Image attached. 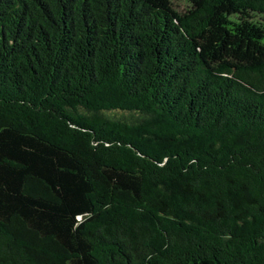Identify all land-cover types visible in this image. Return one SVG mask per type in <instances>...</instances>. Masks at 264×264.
I'll use <instances>...</instances> for the list:
<instances>
[{
  "label": "trees",
  "instance_id": "obj_1",
  "mask_svg": "<svg viewBox=\"0 0 264 264\" xmlns=\"http://www.w3.org/2000/svg\"><path fill=\"white\" fill-rule=\"evenodd\" d=\"M0 264H264V0H0Z\"/></svg>",
  "mask_w": 264,
  "mask_h": 264
}]
</instances>
